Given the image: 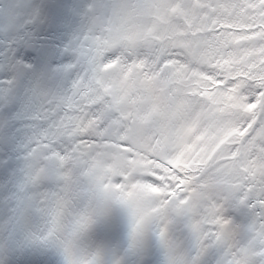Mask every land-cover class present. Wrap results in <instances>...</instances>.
<instances>
[{
    "label": "snow or ice",
    "instance_id": "obj_1",
    "mask_svg": "<svg viewBox=\"0 0 264 264\" xmlns=\"http://www.w3.org/2000/svg\"><path fill=\"white\" fill-rule=\"evenodd\" d=\"M0 264H264V0H0Z\"/></svg>",
    "mask_w": 264,
    "mask_h": 264
}]
</instances>
